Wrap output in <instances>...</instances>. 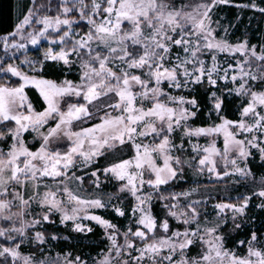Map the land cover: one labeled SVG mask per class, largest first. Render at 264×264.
<instances>
[{
    "label": "snow or ice",
    "instance_id": "1",
    "mask_svg": "<svg viewBox=\"0 0 264 264\" xmlns=\"http://www.w3.org/2000/svg\"><path fill=\"white\" fill-rule=\"evenodd\" d=\"M229 2L30 0L0 33V264H264V216L257 226L248 211L254 196L264 211L249 160L264 164V34L230 40L213 18ZM236 7L264 16V0ZM197 88L211 102L203 119ZM205 172L223 189L201 185ZM213 192L229 195L209 210ZM56 215L72 233L97 222L107 244L55 251L71 240L43 228Z\"/></svg>",
    "mask_w": 264,
    "mask_h": 264
},
{
    "label": "rangeland",
    "instance_id": "2",
    "mask_svg": "<svg viewBox=\"0 0 264 264\" xmlns=\"http://www.w3.org/2000/svg\"><path fill=\"white\" fill-rule=\"evenodd\" d=\"M18 2H19L18 3L19 9L17 10V16L21 14L22 10L26 11V8H27L26 4H28V6L30 5V0H18ZM245 2H250V0H230L229 3L223 4V5H218L215 9V15L213 18L219 19L221 25L229 26V39L230 40L235 41L237 36L242 37L246 33L248 35L251 43H258V37L261 34H264V16H262L257 10H254V9H244V8H237L236 7L237 3H245ZM261 2H262V0H257V3H261ZM237 16H239L238 20L236 19ZM78 26L82 27V25H78ZM220 31H222V29ZM217 35H219V31L217 32ZM47 46H48V42L46 40H44L40 47H41V49H43V48H46ZM29 50H30L29 51L30 56H34L37 54V52L35 50V46L29 45ZM257 51H259V49H257ZM41 54H42V52H41ZM219 59L224 60L225 55L221 54L219 56ZM233 59H235V57H233ZM68 78L69 79H75L76 78L75 73L73 72V73L69 74ZM221 84L226 86V87H231V84H229L227 82H221ZM164 86L167 87L166 83ZM29 88H34V86H28V88L26 90H29ZM200 89L202 91H204V89H202V88H200ZM213 90H216L219 92V89H208V91H213ZM198 91H199V88L196 89V93ZM176 94L177 95H179V94L190 95L191 93L188 91H184L183 93L177 92ZM29 95H30V93H29ZM232 98H235V96H233L231 98H227V99L229 100ZM238 103H239V101H238ZM236 105H235V107H236ZM200 106L202 109L201 104H200ZM206 107L207 108H206L204 113H202V112L199 113V116L201 117V119L204 118V114L208 111V108L211 107V102L209 100H208V105ZM224 114L226 115V111ZM236 116H238V113H236ZM213 119H215L214 113H213ZM230 119H232V118H230ZM200 122L201 121L198 119L192 120V123L194 125L199 124ZM193 139L195 140V137ZM196 142H198L200 144H205L206 140L201 138ZM220 145H222V137L218 141V146H220ZM249 160H250V167L252 168L253 172L257 176H259L261 173H264V164L260 163L258 156L255 158V160H252V158H249ZM251 162H254L253 165H256V169L253 168V165ZM187 174L189 177L192 176L190 171H188ZM101 179H103V177H101ZM231 179H232V177H229V180H231ZM180 183H182V182L176 181L174 184L173 190L181 191L182 188L189 186V184L184 183L185 185L177 187V185ZM199 183L201 185L215 184L218 188L223 189L226 181L223 178H221L219 181H217L215 177L209 178L207 175V172H205L204 176L199 178ZM241 183L243 184L244 182L242 181ZM86 187H87V183H86ZM249 187H252V185H249ZM103 190L104 191H115V189L111 185H105ZM240 190H241L240 188H235L231 194L234 195L235 192H238ZM88 191L91 192V189H88ZM228 195H229V193H226V192H220V193L213 192V196L215 197V199L209 203V210H211V203L218 202L222 196L226 197ZM230 202H236V201H230ZM260 202L261 201L254 196L252 198V200L250 201L251 206L248 209V211L250 213H252L253 215L256 216L257 226H259L260 217L264 216V211H261L260 209L255 207V205L259 204ZM127 203L130 204L131 199H129L127 201ZM155 205L158 206V210H159V208H160L159 202H154L153 207ZM97 214L104 216L106 219H111L114 223H117L118 225L127 224L126 219H124V218L117 219L115 214L112 213L110 210L98 209ZM229 215H230V213H229ZM56 217H57L56 222L55 223L52 222L54 224L53 227H50L48 225V224H50V222H44L43 228H46L51 232H58V233H61L64 235H69L71 237V240L61 241L59 244H53V248L55 249V251L80 249L82 251L91 252L93 255H95V253L99 250V248H102L107 244V240L105 239L104 234L102 236V241H98L92 237H88L87 236L88 233L87 234L81 233V235L69 234L66 230L60 228V226H63V227H65V226L60 225L59 224V216L56 215ZM201 219H203V218H201ZM80 222L85 223L91 229H93L95 226H100L97 222L92 221L90 219L89 220H82ZM170 223H172L173 226H179L176 221H170ZM0 226L8 227V223L4 222L3 220H0ZM67 227L71 229V223L70 222L68 223ZM36 230H42V229H40V228H34L33 229V231H36ZM102 231H103V229H102ZM244 231H246V229L242 230L243 234H244ZM242 237H243V235H241L240 237H236V239H239ZM3 242H5V238L0 237V243H3ZM50 243H51V241H50ZM93 244H94V247H91ZM44 247L46 248L47 246L45 245ZM239 251H242V250H239ZM53 254H55V253H53Z\"/></svg>",
    "mask_w": 264,
    "mask_h": 264
},
{
    "label": "trees",
    "instance_id": "3",
    "mask_svg": "<svg viewBox=\"0 0 264 264\" xmlns=\"http://www.w3.org/2000/svg\"><path fill=\"white\" fill-rule=\"evenodd\" d=\"M18 3H19L18 0H0V33H3L5 31H10L12 26L15 24V22L17 20V10L19 9ZM26 5L28 6V4H26ZM28 91H29L30 95L35 93L34 88H29ZM36 94L38 95V93H36ZM196 95L200 101V104L202 105V111L201 112L204 113L206 108H207L206 106L208 105L207 95H206L205 91H202L200 88H199V91L196 93ZM238 101H239V98H237V97L226 100V102L228 104V107L226 109V115L229 118H232V119L237 118V116H236L237 112H235L234 109H235V105L238 103ZM251 163H252V165L254 164V162H251ZM253 168L256 169V165H253ZM183 185H185V184L180 183L177 185V187H180ZM154 209L158 210V206L155 205ZM56 220H57L56 216L52 217V221H54V223L56 222ZM48 225L50 227L54 226L53 223H50ZM60 228L66 230V228L63 226H60ZM66 231L71 235H81V233H72L70 228H68V227H67ZM241 235H243L242 231L236 237H240ZM87 236L92 237L98 241H102L103 231H102L100 226H95L92 229V232L88 233ZM91 247H94V244Z\"/></svg>",
    "mask_w": 264,
    "mask_h": 264
}]
</instances>
